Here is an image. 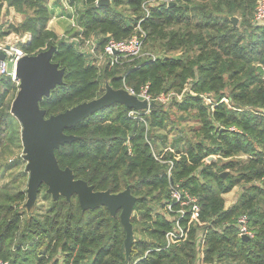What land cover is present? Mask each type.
I'll use <instances>...</instances> for the list:
<instances>
[{"label": "trees", "instance_id": "1", "mask_svg": "<svg viewBox=\"0 0 264 264\" xmlns=\"http://www.w3.org/2000/svg\"><path fill=\"white\" fill-rule=\"evenodd\" d=\"M98 1L69 0L73 37L94 38L102 51L111 38H130L140 23L146 55L100 67L96 57L48 27L54 15L49 0H0V16L4 6L23 16L7 27L0 19V40L29 34L18 43L25 54L56 47L53 62L65 69L64 84L41 101L47 116L100 97L107 82L115 89L148 86L154 99L182 95L173 96L169 108L155 100L140 113L143 121L121 104L104 108L65 130L79 139L56 150L61 168H71L96 191L131 187L137 202L130 259L120 212L83 211L77 196L53 199L46 185L39 195L47 205L27 210L26 162L10 112L18 84L0 75V264H264V23L253 21L258 0ZM205 95L214 96L212 106ZM172 110L195 125L170 142L178 129ZM152 145L158 155L170 146L180 158L166 151L159 161ZM177 185L197 197L201 210L196 221L181 219L185 239L166 247L173 222L165 204ZM237 186L242 192L227 209L224 194ZM243 215L255 233L249 241L238 231Z\"/></svg>", "mask_w": 264, "mask_h": 264}, {"label": "water", "instance_id": "2", "mask_svg": "<svg viewBox=\"0 0 264 264\" xmlns=\"http://www.w3.org/2000/svg\"><path fill=\"white\" fill-rule=\"evenodd\" d=\"M111 0H99L98 6L109 5ZM237 26L239 19L231 18ZM7 50L10 49L8 45ZM56 47L25 54L20 57L15 67V79L18 80V91L11 105V114L21 125L22 157L26 162L28 173L26 208L31 210L39 192L46 185V192L53 199L60 196L70 200L77 196L83 211L106 207L112 216L120 212V220L126 232L125 249L127 262L130 259L134 242V227L131 222L137 197L131 187L119 193L110 190L96 191L82 179L75 178L71 168H61L56 150L61 146L79 139L76 135L67 134L65 130L76 127L100 110L115 104H121L134 111H146L155 106L143 97L132 95L127 89L113 88L108 82L104 93L91 101L83 102L61 113L47 116V111L40 105L50 96L51 91L64 84L65 69L53 62ZM6 59L5 52L0 53V60ZM243 240L250 238L242 235Z\"/></svg>", "mask_w": 264, "mask_h": 264}, {"label": "built area", "instance_id": "3", "mask_svg": "<svg viewBox=\"0 0 264 264\" xmlns=\"http://www.w3.org/2000/svg\"><path fill=\"white\" fill-rule=\"evenodd\" d=\"M61 4L65 11L69 9L70 11H73V8L69 5V0H61ZM150 5H157V2L152 1ZM253 21L256 24L264 23V0H258ZM73 26H75V23H73ZM135 33L128 39H109L102 51L98 50L96 39H85L82 34L72 37L70 39V42L76 43L83 53L96 57L99 63L103 62L104 64H107L112 68L117 65H121L124 61H132L136 58L146 55L145 53H143V48L147 34L142 29L140 23L137 24ZM29 38V34H25L21 37L17 36L16 40L14 41L8 40L6 43L0 42V53L5 52L6 54V59L3 61L0 60V75H11L12 79L16 81V63L20 57L25 55L23 50L19 47L18 43H25L29 40ZM8 45L10 46L9 50L6 49ZM149 57L152 61L156 59L155 55H150ZM122 88L127 89L132 95L143 97L149 103L155 102V100L159 101L160 103H166L170 99V96L164 93L160 94L156 99L152 98V96L148 93V86L142 87L139 91L127 86H124ZM164 96L167 97V99H164ZM222 101L225 103H229L226 97L223 98ZM211 103H213V100ZM211 103L206 104L212 106ZM146 111H149V109ZM141 112L142 111L131 110L129 112V115L135 119L139 117L140 120L143 121V116H141L140 114ZM166 151L174 153L176 159L180 158V155L177 154L175 150L170 146L166 147L163 153L160 155H158L153 148L154 157L157 160L162 161L163 155ZM168 163L170 164L168 171V174L170 175L173 167V161H168ZM200 210L201 209L200 205L198 204L197 197L192 196L187 190L181 188L179 185L175 186L172 189L171 198L165 204V212L167 213V218L169 219V221L173 222V229L166 233V247H169L172 244L185 239V231L180 224L181 219L186 215H190L191 220L196 221L199 217ZM237 225L238 231L241 236L246 235L250 239L255 236L254 231L249 226V219L246 215L238 218ZM204 238L205 234L202 235V239ZM203 250L204 248L199 246V252L201 254L203 253Z\"/></svg>", "mask_w": 264, "mask_h": 264}, {"label": "rangeland", "instance_id": "4", "mask_svg": "<svg viewBox=\"0 0 264 264\" xmlns=\"http://www.w3.org/2000/svg\"><path fill=\"white\" fill-rule=\"evenodd\" d=\"M51 3H56V2L54 1V2H51ZM16 17H17L16 14H10V12L8 10H4L3 9L2 14L0 16L1 23H3V24H6L7 23L5 25V27H7L8 23H15V24H17L19 22L16 20ZM21 17H22L21 18V21H22L23 20V16L21 15ZM64 26H65L64 33L61 34V35H58V36H59V38H65V39H67V40L70 41V39L73 37V34L75 32L74 31V28L76 27V24H75V26H72V27H74L73 29L70 28L69 26L67 27L66 24ZM51 30H53V29H51ZM12 39H13V37H11V40ZM8 40H10V38L8 39V37L6 36L5 38L1 39L0 42L6 43ZM98 65L100 67H102L104 65V63L103 62H100ZM168 95L170 96V99L168 98L169 100L166 103H162L163 105H165V108H169V105L171 103V100H172V97L173 96L176 97V98L178 97V99H181L182 98V96L180 94L177 95V93H174V92H169ZM164 99H167V97L164 96ZM213 99H214V96L213 95H209V96H206L205 95V97H204L205 103H209V104L212 102ZM155 106H156V103H155ZM171 113H173V115H172V118L170 120L173 121L172 123L175 124L176 125L175 127H177L178 129H175L174 132H172V134H170V136H169L170 142H172V140L174 139L175 135H178L179 130L185 129L189 125H195L194 123H191V122L188 123V124H186V123L182 122L180 119H178V117L180 115L178 112H174V110H172ZM15 123H16L17 130L20 132V137H21V125H20V123L18 122V120L16 118H15ZM187 136L191 138L193 135L188 132L187 133ZM22 151H23V147H22ZM16 153L18 154V152H16ZM25 165L26 164H24V166ZM27 181H28V173H27V176H26V179H25V182H24V188L27 187ZM241 192H242V187L241 186H237L231 192H229L227 194H224V198H225V201H226V206L228 207V206L234 205L237 202V200H238ZM46 205H47L46 201L41 198V195H39L38 196V199H37V201L35 203V205L31 208V210L34 207H36V209L37 208L38 209H41V208H44ZM134 238H135V236H134ZM62 262H63V259H62Z\"/></svg>", "mask_w": 264, "mask_h": 264}, {"label": "crops", "instance_id": "5", "mask_svg": "<svg viewBox=\"0 0 264 264\" xmlns=\"http://www.w3.org/2000/svg\"><path fill=\"white\" fill-rule=\"evenodd\" d=\"M54 1L56 3H51V2H54ZM49 6H50L51 9H53L54 15H53L52 19L49 21L48 27L53 29L58 35H61V34L64 33V30H65V26L64 25L65 24H66L67 27L68 26L72 27L73 23H75L73 19H70L68 17V14L72 13L73 11H70V9L67 10V11H63L61 0H53V1L49 0ZM3 9L7 10L6 6H4ZM8 11L10 12V14H16V16H17L16 20L18 22H21V18L22 17H21V15L19 13L15 12V10L12 9V8L8 9ZM17 36L21 37V36L16 35V34H10L7 37H8V39L10 38V41H14V40H16ZM11 37H13L12 40H11ZM231 206H228V207L226 206V208L228 209Z\"/></svg>", "mask_w": 264, "mask_h": 264}, {"label": "bare ground", "instance_id": "6", "mask_svg": "<svg viewBox=\"0 0 264 264\" xmlns=\"http://www.w3.org/2000/svg\"><path fill=\"white\" fill-rule=\"evenodd\" d=\"M15 81V80H14ZM16 82H17V84H18V80L16 79Z\"/></svg>", "mask_w": 264, "mask_h": 264}]
</instances>
